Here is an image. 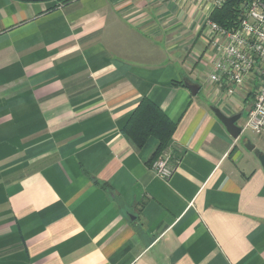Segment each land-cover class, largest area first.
<instances>
[{"label": "crops", "instance_id": "crops-1", "mask_svg": "<svg viewBox=\"0 0 264 264\" xmlns=\"http://www.w3.org/2000/svg\"><path fill=\"white\" fill-rule=\"evenodd\" d=\"M55 3L0 0V264H264L263 166L211 109L250 104L208 80L214 0ZM144 97L177 123L169 179L121 131Z\"/></svg>", "mask_w": 264, "mask_h": 264}, {"label": "built area", "instance_id": "built-area-1", "mask_svg": "<svg viewBox=\"0 0 264 264\" xmlns=\"http://www.w3.org/2000/svg\"><path fill=\"white\" fill-rule=\"evenodd\" d=\"M226 0H214L213 9ZM205 27L209 32L208 48L211 57L208 80L219 92L233 97L246 91L248 111L240 122L246 131L264 133V0H248L240 25L227 30L210 19ZM252 93V97L249 94ZM153 170L169 179L175 169L170 165V154L165 153L153 164Z\"/></svg>", "mask_w": 264, "mask_h": 264}, {"label": "trees", "instance_id": "trees-1", "mask_svg": "<svg viewBox=\"0 0 264 264\" xmlns=\"http://www.w3.org/2000/svg\"><path fill=\"white\" fill-rule=\"evenodd\" d=\"M40 1V0H26ZM50 7H64L76 0H55ZM248 0H226L221 7L213 9L210 19L227 30L239 27ZM252 97V93L249 94ZM177 129V123L171 120L165 111L156 102L144 97L133 111L128 121L122 128V134L137 148L152 147L153 152L148 160V165L153 168L154 162L163 154H170V165L175 169L180 156L174 157L172 140ZM173 159L175 164L172 163ZM104 189H110L107 182L95 181Z\"/></svg>", "mask_w": 264, "mask_h": 264}, {"label": "water", "instance_id": "water-1", "mask_svg": "<svg viewBox=\"0 0 264 264\" xmlns=\"http://www.w3.org/2000/svg\"><path fill=\"white\" fill-rule=\"evenodd\" d=\"M188 88L193 95H196L200 89L199 86L196 84H188ZM211 109L213 110L216 117L223 123L226 130L233 138L235 139L241 138L242 128L240 126V120L242 118V113L227 115L220 108L216 106H212ZM245 147L256 154L257 158L259 159L264 169V152H262L259 148H257L255 144H253L250 140L246 141Z\"/></svg>", "mask_w": 264, "mask_h": 264}, {"label": "rangeland", "instance_id": "rangeland-1", "mask_svg": "<svg viewBox=\"0 0 264 264\" xmlns=\"http://www.w3.org/2000/svg\"><path fill=\"white\" fill-rule=\"evenodd\" d=\"M207 70H209V68H207ZM207 86L203 85L201 92H200V96L204 97L207 94ZM245 94L247 95V92L244 91ZM250 140L253 144H257L259 146H261L264 149V133L263 134H255L254 132L251 131H246L241 135V142H244ZM258 148V147H257ZM260 149V148H259Z\"/></svg>", "mask_w": 264, "mask_h": 264}]
</instances>
